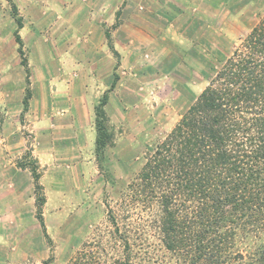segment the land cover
Returning a JSON list of instances; mask_svg holds the SVG:
<instances>
[{"label":"rangeland","instance_id":"rangeland-1","mask_svg":"<svg viewBox=\"0 0 264 264\" xmlns=\"http://www.w3.org/2000/svg\"><path fill=\"white\" fill-rule=\"evenodd\" d=\"M174 4L153 39L138 40L118 34L119 3L108 14L100 0H0V56L9 63L0 64V92L9 94L0 98V173L12 174L10 188L0 184V264H68L87 242L107 241L110 211L124 221L128 185L146 152L264 16V0ZM103 99L109 140L101 158ZM32 165L41 175L46 230ZM132 210L135 221L141 209ZM110 252L121 255L122 246Z\"/></svg>","mask_w":264,"mask_h":264},{"label":"trees","instance_id":"trees-1","mask_svg":"<svg viewBox=\"0 0 264 264\" xmlns=\"http://www.w3.org/2000/svg\"><path fill=\"white\" fill-rule=\"evenodd\" d=\"M16 19L26 65L23 19ZM215 72L146 152L128 185L124 221L112 209L110 238L87 242L68 264H264V16ZM106 101L96 117L101 158L109 140ZM31 172L46 230L41 175L36 165ZM136 206L141 212L134 221ZM118 245L122 254L115 256L110 249Z\"/></svg>","mask_w":264,"mask_h":264},{"label":"crops","instance_id":"crops-1","mask_svg":"<svg viewBox=\"0 0 264 264\" xmlns=\"http://www.w3.org/2000/svg\"><path fill=\"white\" fill-rule=\"evenodd\" d=\"M94 1V0H91ZM98 1V0H95ZM199 0H100L102 7V11L107 12L108 14L111 13L110 9L112 8V4H120L122 7L121 11L122 14L120 15V25L117 28V32L119 35L126 36V37H133L134 39H140L141 37L147 36L148 39L152 40V35H154V31L157 28L158 29V21H164L167 20L166 15L168 14L169 9L173 10L174 3L179 4V6L183 7L185 3H193L192 5H196ZM133 5L131 9L129 5ZM143 4V5H141ZM138 5L140 7H138ZM178 7V6H177ZM141 9H143V12H141ZM179 9V7L177 8ZM177 14L178 18L180 17L179 12L180 10H174ZM112 18V16L109 15V20ZM165 26V25H164ZM162 29L165 27H161ZM152 38V39H151ZM117 43L120 45H124L123 42L120 39H117ZM118 46V45H117ZM6 51L2 45H0V52ZM0 64H4V68H7L8 60H6L5 56H0ZM9 67V66H8ZM10 74L6 72L5 80L8 81L11 79L8 75ZM4 84L7 85L6 82ZM2 87V86H1ZM4 88V87H3ZM9 89V88H8ZM9 92L10 89H9ZM3 96L9 97L8 92H5L2 94L0 92V98L2 99ZM6 138L4 139V141ZM0 141H2L0 139ZM9 143L6 144L8 146ZM11 157L9 159L4 158V164L9 163V160L11 161ZM1 163V161H0ZM14 165V163L12 164ZM4 176V177H3ZM5 180V183H9L8 185H4L5 188H10L12 181V174H2L0 173V184L3 182L2 180Z\"/></svg>","mask_w":264,"mask_h":264}]
</instances>
